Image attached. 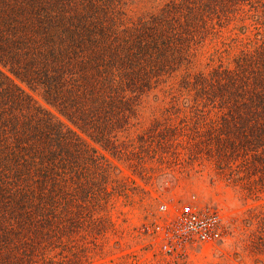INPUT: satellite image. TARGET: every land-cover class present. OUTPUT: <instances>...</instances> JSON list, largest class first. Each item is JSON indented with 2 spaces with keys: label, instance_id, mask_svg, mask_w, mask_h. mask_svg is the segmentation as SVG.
Masks as SVG:
<instances>
[{
  "label": "trees",
  "instance_id": "obj_1",
  "mask_svg": "<svg viewBox=\"0 0 264 264\" xmlns=\"http://www.w3.org/2000/svg\"><path fill=\"white\" fill-rule=\"evenodd\" d=\"M212 43L216 64L194 70ZM151 100L209 123L207 156L260 194L264 0H0V264L83 259L74 240L102 230L115 161L177 134L155 118L131 136Z\"/></svg>",
  "mask_w": 264,
  "mask_h": 264
},
{
  "label": "rangeland",
  "instance_id": "obj_2",
  "mask_svg": "<svg viewBox=\"0 0 264 264\" xmlns=\"http://www.w3.org/2000/svg\"><path fill=\"white\" fill-rule=\"evenodd\" d=\"M237 28L238 23L226 28L225 38L240 33ZM215 49L213 43L201 48L193 69L208 71L215 65ZM168 108L154 100L143 107L131 136L146 133L155 118L176 126L177 134L156 155L149 151L143 161L138 158L142 154L115 161L117 181L108 186L112 195L100 211L105 224L100 232L89 230L84 240H74L73 257L81 259V245L85 252L73 264H264V190L256 196L224 176L206 154L209 123L199 119L195 124L188 108ZM155 138L144 144L155 145ZM185 204L219 212L224 220L221 233L212 240L179 244L166 252L156 225L172 222ZM53 255L58 260L70 253Z\"/></svg>",
  "mask_w": 264,
  "mask_h": 264
},
{
  "label": "built area",
  "instance_id": "obj_3",
  "mask_svg": "<svg viewBox=\"0 0 264 264\" xmlns=\"http://www.w3.org/2000/svg\"><path fill=\"white\" fill-rule=\"evenodd\" d=\"M161 209H167L161 205ZM223 216L217 211L201 210L191 204H185L177 217L167 225H156V231L162 234V247L173 252L179 244L205 242L218 237L223 226Z\"/></svg>",
  "mask_w": 264,
  "mask_h": 264
}]
</instances>
